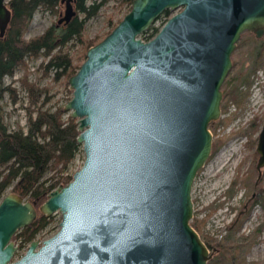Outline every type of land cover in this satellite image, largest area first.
<instances>
[{"label":"water","instance_id":"95a60500","mask_svg":"<svg viewBox=\"0 0 264 264\" xmlns=\"http://www.w3.org/2000/svg\"><path fill=\"white\" fill-rule=\"evenodd\" d=\"M8 2L0 0V24ZM62 2L59 22L77 13ZM246 30L264 36V0H133L69 77L65 108L78 119L85 159L41 204L45 214L62 213L60 228L14 258L13 236L37 206L17 192L1 196L0 264H208L216 247L192 223V189L212 155L210 124L222 115V87ZM257 151L259 181L264 121Z\"/></svg>","mask_w":264,"mask_h":264},{"label":"trees","instance_id":"16d2710c","mask_svg":"<svg viewBox=\"0 0 264 264\" xmlns=\"http://www.w3.org/2000/svg\"><path fill=\"white\" fill-rule=\"evenodd\" d=\"M72 1L77 10L75 15L61 23L58 19L43 32L29 38L25 36V33L36 10L42 7L58 14L62 11L60 6L64 2L62 0H9L8 2L9 18L0 24V103L6 93L12 95L15 100L18 99L16 86L5 83V76L13 75L17 68H24V74L19 80L22 88H25L28 93L29 118L28 129L25 131L23 127L11 129L0 117V197L7 187L13 184V191L28 196L38 204L45 200L48 193L58 184L67 183L73 177L69 167L82 150V144L77 139L80 133L78 119L71 113L65 116L68 110L63 105L55 109L47 107L46 104L50 98L48 95L43 97V93L47 94L48 88L30 80L26 70L27 57L39 55L48 57L42 65L45 72L56 69L57 78L70 77L78 70L81 64L74 62L75 56L69 51V44L77 42L78 45L88 49L95 43L94 38L85 36L86 25L99 12L106 0ZM120 1L128 6V11L131 9L133 0ZM169 10H165L164 14H167ZM79 12L83 15L81 16ZM110 21H113V17ZM160 27L152 25L142 33L143 38L153 37ZM246 32L250 33L249 36L252 39L249 44L252 63L249 68L240 70L234 81L229 79L225 82L223 112L227 110L230 103H234L238 108L244 105L253 83L252 75L264 62V36L257 37L250 30ZM243 41L244 38L239 41L240 44ZM229 119L230 117L224 118L226 122ZM263 121L264 117L256 116L242 130L252 145L258 142V132ZM217 123V120H213L210 127L215 128ZM224 139L220 137L213 141V152ZM52 164L60 165L59 175L49 181L44 176ZM252 173L254 172L251 171L246 178L242 179V183L250 184L249 188L254 186V183L249 181L250 178L252 179ZM259 189L257 199L260 198L264 206V188L260 186ZM52 220L53 215L42 213L15 235L20 238L21 245H25L50 225ZM192 223L196 228L199 226L197 220ZM256 236L257 232L247 238L246 251L252 247ZM206 242L210 245L207 240ZM239 251L238 247L232 249L230 245L217 241L215 254L209 259L208 264H248L245 255H239Z\"/></svg>","mask_w":264,"mask_h":264},{"label":"rangeland","instance_id":"374dc122","mask_svg":"<svg viewBox=\"0 0 264 264\" xmlns=\"http://www.w3.org/2000/svg\"><path fill=\"white\" fill-rule=\"evenodd\" d=\"M60 8L64 13L66 3H62ZM180 9L181 7H178L174 10L170 9L167 14L163 13L154 25L162 26L170 15ZM127 11L128 6L122 4L120 0H106L99 12L87 22L85 36L94 38L95 43L100 41L114 28ZM59 17L60 13H53L42 7L38 8L25 36L29 38L43 32L49 25L57 22ZM112 17L113 21H110ZM249 35V32L244 31L239 39L240 41L244 38V41L242 44L237 42L232 54L233 66L224 81L223 91L226 89L225 82L227 80L232 79L234 81L238 72L249 68L252 63V54L249 48L252 39ZM69 51L75 56L74 62L81 64L85 59L87 48H83L77 42H70ZM47 59L48 57L44 55L28 56L26 70L30 80L48 88L47 94L43 93V97L48 95L50 98L46 104L47 107L51 109L61 105L65 107L67 101L73 96L69 76L57 78L56 69L45 72L42 63ZM23 74L24 68H17L13 75L5 76V83H12L16 86L18 99L15 100L12 95L6 93L0 103V117L11 129L23 127L26 131L28 129L27 105L29 101L27 90L22 88L19 80ZM252 79L250 94L244 105L238 108L234 103H230L225 112L222 110V115L217 119L218 123L215 128L210 127L214 135L213 141L220 137L225 139L195 178L192 189L194 200L192 222L199 221L198 231L205 241L209 242V246L216 247L217 241L224 242L230 245L232 249L238 247L240 250L238 254L245 255L248 264H264V206L260 198L257 199L260 193L259 187L264 188V167L258 181L257 162L259 153L257 144L249 143L246 134L242 133L251 119L256 116L264 117V62L252 75ZM31 108H33L32 105ZM69 113L71 110H68L65 116ZM225 117H230L229 121L226 122ZM230 143H232L231 149L226 148L227 150L222 151ZM84 159L85 152L82 149L70 165L69 171L73 174L76 169L82 166ZM59 166L52 164L44 177L49 181L57 178ZM251 171L254 173H252V179L250 178L249 181L254 183V186L249 188L250 184L242 183V179L246 178ZM236 179H238L237 182ZM12 187L13 184L9 185L3 195L15 192ZM24 197L30 199L28 196ZM45 200L36 204L37 217L43 213L41 204ZM51 215H53L51 224L37 235L40 239L53 235L60 228L62 213L58 211ZM255 232H257L255 242L246 251V240ZM13 239L19 245L14 257L18 258L25 252L29 242L21 245L20 238L16 235L13 236ZM213 247L210 248L213 249Z\"/></svg>","mask_w":264,"mask_h":264},{"label":"bare ground","instance_id":"6f19581e","mask_svg":"<svg viewBox=\"0 0 264 264\" xmlns=\"http://www.w3.org/2000/svg\"><path fill=\"white\" fill-rule=\"evenodd\" d=\"M142 37H143V36H142ZM231 147H232V143L228 144L225 148H223L222 151H224L226 148H227V149H228V148L231 149ZM227 149H226V150H227ZM222 151H221V152H222ZM221 152H220V153H221Z\"/></svg>","mask_w":264,"mask_h":264},{"label":"flooded vegetation","instance_id":"af4514ba","mask_svg":"<svg viewBox=\"0 0 264 264\" xmlns=\"http://www.w3.org/2000/svg\"><path fill=\"white\" fill-rule=\"evenodd\" d=\"M65 3V2H64ZM63 14V11H61L60 12V17H61V15ZM63 22V21H62ZM61 23V22H60ZM251 31V30H250ZM253 32V31H252ZM37 238V237H36ZM31 241V240H30ZM30 241H29V243H30ZM28 247V246H27Z\"/></svg>","mask_w":264,"mask_h":264}]
</instances>
